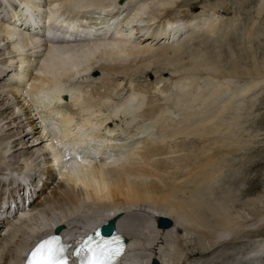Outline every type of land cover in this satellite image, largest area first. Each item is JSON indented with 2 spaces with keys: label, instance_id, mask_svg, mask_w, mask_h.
I'll list each match as a JSON object with an SVG mask.
<instances>
[{
  "label": "bare ground",
  "instance_id": "bare-ground-1",
  "mask_svg": "<svg viewBox=\"0 0 264 264\" xmlns=\"http://www.w3.org/2000/svg\"><path fill=\"white\" fill-rule=\"evenodd\" d=\"M174 1L177 0H159L157 8L145 17L147 0L136 2L137 6L129 4V0H0V219L8 227L0 238V264H22L28 249L54 225H60L61 234L67 236L73 231L80 234L83 228L111 218L134 246L137 256L130 264H151L152 260L158 264H264V216L258 218L262 224H247L245 229L246 224L240 227L223 215L224 204L208 203L201 193L210 188L232 146H243L238 140L242 107H236L237 99L254 89L256 80L264 76V66L251 62L244 74L257 78L233 88L234 96L229 101L225 100L220 107L216 104L219 108L215 113L192 128L191 123L180 130L171 127L176 112L170 113L171 104L160 102L170 97L169 94L162 98L164 93L168 94L162 90L159 95L155 92L156 98H148L149 105L141 110L146 92L157 88L164 78L157 69L153 71V75L159 73L153 83L151 79L143 83L139 76L147 71L152 73L156 61L164 63L166 59L167 64L183 53L188 56V51L180 49V43L195 40L201 32L213 35L230 22L213 17L209 12L214 6L197 12L185 9L175 16L170 8ZM263 6L264 1L258 13ZM184 29L180 41L178 35ZM40 37L45 41L41 52ZM260 43L257 47L264 51V40ZM249 47L248 53L255 50ZM197 50L193 52L197 54ZM220 52L210 55L218 57ZM210 59L203 60L204 66L216 69L215 59ZM36 60L38 65L34 67ZM226 61L229 71L216 75L237 74V61ZM138 63L140 69L134 76L129 75L130 67ZM177 79L174 84L181 93L186 83ZM221 86L216 84L211 94L222 95L219 91L225 92L226 87ZM41 93L47 94L48 99L38 108L34 101ZM182 93L179 97H183ZM196 94L201 99V93ZM204 97L202 102L210 108L217 103L211 105L208 95ZM15 108L20 112L16 113ZM122 108L129 118L125 119L123 114V119L119 116L117 120ZM139 112L140 116L154 118L153 125L145 130L130 129L128 122ZM190 113L193 118L194 113ZM188 117L184 116V120ZM161 120L165 122L159 130ZM154 128L156 134L149 133ZM178 138L180 141H176ZM93 142L96 144L92 145ZM68 150L77 153L71 157L70 151L64 153ZM177 151L183 153L172 155ZM18 192L22 193L15 197ZM10 197L14 199L8 201ZM26 200L27 208H22L17 217L14 210L24 206ZM81 212H85L83 218ZM250 214L253 216L254 212ZM160 217L169 218L172 224L158 227ZM189 226L200 236L195 235L197 238L181 248L179 243L185 240L177 232ZM173 244L178 246L175 252L170 249Z\"/></svg>",
  "mask_w": 264,
  "mask_h": 264
},
{
  "label": "rangeland",
  "instance_id": "rangeland-1",
  "mask_svg": "<svg viewBox=\"0 0 264 264\" xmlns=\"http://www.w3.org/2000/svg\"><path fill=\"white\" fill-rule=\"evenodd\" d=\"M138 1L141 2L143 0H129V4L137 6ZM158 1L159 0H147V2H149L148 3L149 5H147L148 7H146V9H145V15H144L145 17L157 8ZM179 1H181L182 3L184 2L185 4L187 3V4L177 6L176 4L181 3ZM263 1H261V0H177V1H174V3H172L171 7L170 6L169 7L174 11V12L172 11V13H174L173 15H175V16L176 15L180 16V14H182L183 10L185 11V9L191 10L192 12H194V11L197 12L201 9L209 10L210 6H214L215 8L214 9L212 8L209 13H211L213 15V17H215L217 19H222V20H226V18L230 19V22H226L225 26L223 28H220L221 30H218L219 29L218 28L216 33H213V35L211 33H210V35H208V34L203 35L201 32L202 35L200 34V36H202V37L198 36V38L195 39L196 41L190 40L189 42H186L184 44L180 43V44H182V45H180L181 46L180 49L185 50L184 51L185 53L187 51L188 52L191 51L190 54L188 52L186 53V54H188V56L184 55V53H183L181 55V58L180 57L177 58L178 59V60L176 59L177 61L174 60L176 62H174L173 60L172 61L168 60L167 64L165 63L167 61L166 59H164V63L163 62L160 63L159 61L154 60V62L156 61L155 65H158V67H156V68H155V65H154V68L152 67L154 63L151 62V68H153L152 73H151V71H147V72L145 71L146 73L142 74V76H139L138 79L140 81H143V83H148V82H150V79H151V81L153 80L151 83H153L156 80L155 79L156 75L159 74V73H157V74L153 75L154 69L162 71L160 76L163 77L164 79L159 81L157 88H152L150 91L146 92V94H145L146 97L144 98V101H143L144 103L142 105L141 110L145 108V105L147 103H148L147 105H149V99L148 98H150L151 96H154V98H156L157 97L156 93H158V95H159V93L162 90V93L164 91L168 94L164 93V97L162 96L163 94H160V96H162V98H166V96L168 97L170 94V97H168L170 100H168V98L160 99V102L161 103L166 102V106H168L170 104L172 106V104H173L172 107L168 106L169 110L172 109L171 111H173V112L170 111V113H174V112L177 113V114L175 113L176 116L172 115L173 121L170 123L172 125L171 127L173 129H178V127H179L178 130H180L181 128H187V126L190 127V123H191V128H192V127H194L193 125H195L196 123H200V122H202V120L204 121L205 119L206 120L209 119V117L212 116L213 112L216 111L217 108H219L221 105H224L227 101H229V99H231L234 96L233 92H231L233 88H240L243 86L244 83H247L250 81L252 82V78L256 79L257 76H251V75L245 76L246 74H244V73L247 70L246 68H249L250 64H252L255 61L258 63L259 67L261 65L264 66V55H263L264 51H262L260 48L258 49V47H257L258 45L261 44L260 43L261 40H264V6H263L262 10L260 11V13H258V8L261 6ZM123 8H127V7H123ZM130 8H132V6L129 7V9ZM129 9L127 8V11H129ZM92 10L93 9H91V11ZM162 12H164V11H162ZM81 13H82V11L79 14H81ZM103 16H104V14H103ZM179 16H177V17H179ZM213 17L211 19H214ZM101 21L103 22V20H98V22H101ZM162 21H163V19H161V22ZM214 22H219V21L214 19ZM106 23H105V25H107ZM198 27H200V26H198ZM259 28H261V29H259ZM185 30L186 29H184L182 32L179 33L178 36L181 35V37L178 38V36H177L178 40H180V41L183 40L184 35H185L184 34ZM72 31L74 32V30H72ZM199 31H201V29ZM203 32H205V31H203ZM40 38H41V40H43L42 37H40ZM246 38H247V40H246ZM252 40H253V42H251ZM197 41H198V43H196ZM44 42L45 41L43 40V42L40 41L38 43V45L40 46V49H39L40 52L43 50V48H45ZM216 43H218V44H216ZM198 44H199V46L197 47ZM231 44H233V45H231ZM217 46H218V48H217ZM249 46H251V47L253 46L252 50L255 49L252 51L253 53L247 52L248 48H250ZM206 47L210 48V50ZM197 48H198V50H197V54H196L195 52H196ZM193 49L195 50V52H193ZM217 50L221 51L220 52L221 56L217 55L218 57H216V55H214L215 56L214 57V56L210 55V53L214 54V52H216ZM222 50H223V52H222ZM228 50L230 51V53L232 55L229 54ZM199 51H200V53H199ZM225 52H227V53H225ZM252 54L255 55V59L252 57L253 56ZM226 55H228V57H227L228 59H230V60L234 59V63H235V61H237L236 64H238V72H237V74L234 73L233 74L234 76L233 75L229 76L228 73L226 74L227 76H225V74L224 75L222 74L223 76L221 74H220V76L216 75V72L219 73L220 71H223V72L229 71L228 70L229 64L227 65V61H226L227 58L225 57ZM209 56H211V57H209ZM192 57H194V59ZM205 57H207V58H205ZM223 57L225 59H223ZM234 57L235 58L237 57L236 60ZM208 58L209 59L210 58L215 59L214 62H213V60H211V59L210 60L213 63H215V65L217 67L216 69L214 68L215 66H213V68H211V70H209L211 67L210 65L206 66L208 68H206L204 66L203 62L205 61V59L207 60ZM129 60H131V59L129 58ZM129 60L126 59L125 61L128 62ZM190 60L191 61L195 60L196 62L194 61V63H193ZM197 62H198V64H197ZM228 62H229V60H228ZM34 63H35L34 67H36L38 65V61L36 60V62H34ZM178 63H180V65ZM138 64H136L137 66L135 65L136 67L134 66L135 69L133 66H132L133 69H131L132 67H130L128 72L130 70H132V71H130L129 75L130 74L131 75L136 74V70H138L137 68L140 69V67H141L140 63H138ZM164 64H166V65H164ZM201 64H203L202 67H201ZM262 66H261V68H263ZM162 67H164L165 70ZM192 68L195 70H193ZM192 70H193V72H192ZM212 70H214L215 72ZM189 72H191V73H189ZM211 72L212 73L214 72L215 74L214 73L212 74ZM95 75L96 76L99 75L98 71L95 72ZM134 75H132V76H134ZM146 75H147V78L144 77ZM188 75H190V77ZM180 76H182V77H180ZM187 76H188V78H187ZM204 76H205V78H204ZM191 77H192V79H191ZM176 78H178V79L182 78V80L185 81L186 86L183 87L184 90H180V91H181V93L183 92L182 95L184 94L189 99H187L184 95H183V97L180 96L183 98V100H184L183 101L179 97V95L181 93L177 91V88H176L177 84H174ZM81 79L82 78H80L79 80H81ZM193 79L194 80L197 79V80H195V82H194V81H192ZM146 80H148V81H146ZM170 80H173V82ZM256 82L257 83L254 86V89L249 93L243 94L241 96L240 100L237 99V104L235 103L236 107H242V109H240V111H239L240 112L239 118H240V122H241V129H240V137L238 138V140L241 141L240 143L243 146L241 147V145H240L241 148L238 149L239 144H236L237 146H235V144H234L233 146L237 148V150L234 151V147L231 145L233 150L229 151L228 153H226L224 155V158H223L224 160H223L222 167H221L222 171L218 174V172L221 170L220 169L216 173V176L214 177V179L215 178L216 179L215 180L213 179L210 182V188H208L209 192H208V190L201 191V193H203V195L205 197L204 200L207 199L208 203L210 201V203H212V202L217 203L218 202V203L224 204L223 207H225L226 209H224L223 215H226V218L230 219L229 221L234 222L237 225L239 224L240 227H243L246 224L245 229L248 228L247 227L248 225H250L254 222H255V224L258 222L256 225H259L262 223L264 224V220L262 221V223H260L258 221V218H260L261 216L262 217L264 216V76L262 78L257 79ZM218 83L222 84L223 87H226V89H224L225 92H222L223 90L220 89L219 92H221L222 95H219V93L217 92L218 94L216 93V96H215V94H213L214 95L213 96L211 94V91L215 88L214 86ZM188 84L190 85V87ZM198 85H200V86H198ZM202 85H204V86H202ZM148 86H151V85L148 84ZM222 86H221V88H223ZM152 87H154V86H152ZM159 87H160V89H158ZM185 87L188 90L185 89ZM199 88H200V90H199ZM1 89L2 88H0V91H1ZM195 90H196V92L194 93ZM175 91H177V92H175ZM192 91H193V93H191ZM196 93H198V95H199V93H201L200 94L201 99L205 96L204 94H206V96L208 95V98H210V99H207V100L208 101L210 100L209 102L211 103V105L213 103L217 102L213 106L215 107L216 104H218L217 106H219V107L216 106V108L214 109L213 106L210 105L211 108H213V109H211L209 107V105L206 106L205 103H203L204 100L202 102V100L197 96ZM174 94H176V95H174ZM177 94H178V96H177ZM191 94H192V96H191ZM46 95L47 94L43 95V93H41V94L36 96V97H38L37 101L40 99L41 96L44 97V99L42 97L43 100L41 99L38 101L40 104L36 103L37 101L35 99L34 103L38 105V108H41L44 104H46L47 99H48V97H46ZM206 96L204 98H206ZM220 96H221V99L223 101L219 98ZM216 97L218 99L215 101L214 99H216ZM119 98H120V96H119ZM190 99H191V101H190ZM173 100H175V101L173 102ZM198 100H200V101H198ZM218 100H219V103H218ZM114 101H117V100H114ZM224 101H225V103H223ZM178 102H180V103H178ZM175 103H176V105L178 104L177 107L175 106ZM37 105H36V107H37ZM34 106H31L32 107L31 109H34L35 108ZM185 106L187 108H183ZM203 107L205 109L207 107V109L204 110ZM178 108L181 110L179 111ZM182 108H183V110H182ZM18 109L19 108H17V109L15 108L16 113L20 112V110H18ZM187 109L188 110L190 109L189 112L187 111ZM122 110H123V108L120 109V111H118V113H117L118 115L116 117L117 120L120 118L123 119V117H122L123 114H124L123 116L125 119L129 118L128 112L127 111L123 112ZM185 110H186V112H185ZM190 112H192V114L194 113L193 118H192V115ZM208 112H209V114H208ZM202 113H204V114H202ZM165 114H169V112L165 113ZM198 114H200V115H198ZM190 115H191L192 120H191V118L189 119V117H188ZM119 116H120V118H119ZM136 116L137 117H135V118L133 117L134 119H130V122H131L130 124L128 122V126L130 129H133V128L134 129H140L141 128L142 130L143 129L145 130L146 128L151 126V124L153 125L154 118H152V119L147 118L144 115L140 116V112H139V115L136 114ZM184 116L188 117V119L186 121L184 120L185 119ZM203 118H205V119H203ZM148 119H149V121H148ZM180 119H183V120H180ZM162 120H163V118H162ZM162 120L158 121V122L160 123V122H162ZM176 121H178L179 123L177 122L175 124ZM194 121H196V122L194 123ZM164 122H165V120L160 125V128H158L159 130L162 128V125L164 124ZM186 122H188V123H186ZM184 123H185V125H184ZM173 124H175L176 126ZM157 125H158V123H157ZM182 125H184V127ZM188 129H190V128H188ZM155 130L156 129L154 128V132H153V130H150L149 133L154 134ZM144 134H145V132L144 133L142 132V136H144ZM191 136L192 135L190 134L189 137H191ZM157 139H158V137H157ZM176 141H180V138H178V140L176 139ZM91 144L95 145L96 143L93 142ZM83 146L87 147V145H83ZM80 149L81 150H87V149H83V148H80ZM69 151L71 152V155H72L71 157L75 156V154L77 153L76 152L74 154V153H72L73 151H71V150H68V152H64V153L69 154ZM96 151H98V150H96ZM93 153H95L96 156L98 155L97 152H93ZM182 153H183V151H177V153L175 152V154H172V155H180ZM81 155H83V154H81ZM91 156H94V155H91ZM99 156L101 157L102 154H99L97 157H99ZM165 174H167V172H165ZM19 178L22 179V177H19ZM21 193L22 192H18L15 195V197L21 195ZM204 193H206V194H204ZM11 199H14V197H10L8 201H10ZM4 200L5 199H3L1 201H4ZM18 201H20V199ZM220 201H222V202H220ZM5 205H8V204L6 203ZM14 205H15V203H13L11 206L13 207ZM24 206H18L14 211L15 212L17 211L19 213L22 211L21 210L22 208L23 209L27 208V206L25 204H24ZM248 211H249V213H248ZM252 211L254 212L253 216L250 214V213H252ZM13 214H14V212H13ZM7 215L9 217H11L10 212H7ZM18 215L19 214H17V217H18ZM124 215H122V217ZM2 216L3 215H1L0 218H2ZM80 216H81V218H83L85 216V212H81ZM235 220H237V221H235ZM241 224H242V226H241ZM261 226H264V225H261ZM7 228L8 227H6L5 223H3L1 220L0 238H1V236L5 235ZM190 228L192 229V231L189 230ZM186 231L188 233H186ZM190 231H191V233H190ZM18 234H20L19 231L17 232L16 237L18 236ZM177 234H179V237L182 239V241L185 240L183 243L182 242L179 243L181 248L184 247V244H185V246L190 244V242H189L190 239L193 240V239L200 236L199 232L197 230H194L193 227H191V226L186 228V230H181L179 233L177 232ZM177 234H175V235H177ZM181 234H183V235H181ZM195 235L196 236L198 235V236L196 237ZM227 238L229 239L230 237H227ZM14 239H16V238H14ZM164 247L168 248L166 245H164ZM177 247L178 246L173 244V246L170 249L175 252L177 250Z\"/></svg>",
  "mask_w": 264,
  "mask_h": 264
},
{
  "label": "snow or ice",
  "instance_id": "snow-or-ice-1",
  "mask_svg": "<svg viewBox=\"0 0 264 264\" xmlns=\"http://www.w3.org/2000/svg\"><path fill=\"white\" fill-rule=\"evenodd\" d=\"M109 242H104V247L97 246L96 249L88 248L91 253L86 264H109L114 255L119 254V249L106 251ZM87 247V245H85ZM66 246L62 244L58 237H51L38 244L32 251L29 264H67L65 256Z\"/></svg>",
  "mask_w": 264,
  "mask_h": 264
},
{
  "label": "water",
  "instance_id": "water-1",
  "mask_svg": "<svg viewBox=\"0 0 264 264\" xmlns=\"http://www.w3.org/2000/svg\"><path fill=\"white\" fill-rule=\"evenodd\" d=\"M172 224L171 220L167 217H160L157 220V226L162 228H167ZM59 229V228H58ZM152 264H158L157 260H152Z\"/></svg>",
  "mask_w": 264,
  "mask_h": 264
}]
</instances>
